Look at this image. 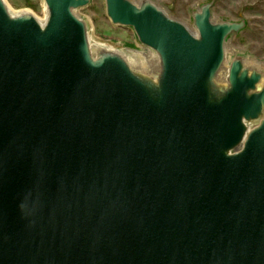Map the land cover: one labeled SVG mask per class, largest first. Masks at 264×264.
<instances>
[{"label":"water","instance_id":"water-1","mask_svg":"<svg viewBox=\"0 0 264 264\" xmlns=\"http://www.w3.org/2000/svg\"><path fill=\"white\" fill-rule=\"evenodd\" d=\"M44 3L41 24L0 0V264H264V62L227 51L246 21L104 0L140 59L95 47L89 0Z\"/></svg>","mask_w":264,"mask_h":264},{"label":"rangeland","instance_id":"rangeland-1","mask_svg":"<svg viewBox=\"0 0 264 264\" xmlns=\"http://www.w3.org/2000/svg\"><path fill=\"white\" fill-rule=\"evenodd\" d=\"M15 12L31 11L38 19L45 16L44 0H5ZM139 2L140 0H132ZM164 10L168 16L176 19L188 28H193V12L202 4L212 1L211 13L216 21L244 19L245 28L232 34L227 42V51L232 55H244L252 60L264 62V0H151ZM75 13L84 19L89 27L92 42H101L133 51L142 59L150 50L142 45L133 28L114 25L106 15L104 0H89Z\"/></svg>","mask_w":264,"mask_h":264},{"label":"bare ground","instance_id":"bare-ground-1","mask_svg":"<svg viewBox=\"0 0 264 264\" xmlns=\"http://www.w3.org/2000/svg\"><path fill=\"white\" fill-rule=\"evenodd\" d=\"M5 1V0H4ZM5 4H6V7H7V9H8V11H9V13L10 14H12V15H18V14H21V13H31V14H33L31 11H28V10H21V11H18V12H15V11H13L9 6H8V4L6 3V1H5ZM34 15V14H33ZM46 16H47V14H46V10H45V16H44V18H42V19H38V18H36L35 16V18L41 23V24H43L44 23V21H45V19H46ZM192 33H195V30L194 29H192V28H188ZM96 45H95V47H98V46H102V45H106V46H110V45H108V44H104V43H101V42H96L95 43ZM133 53H131V55H132ZM130 55V56H131ZM129 57V56H128ZM259 61H257V63H258Z\"/></svg>","mask_w":264,"mask_h":264}]
</instances>
